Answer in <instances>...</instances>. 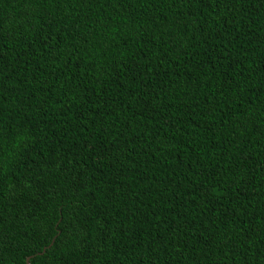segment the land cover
<instances>
[{
	"label": "trees",
	"instance_id": "1",
	"mask_svg": "<svg viewBox=\"0 0 264 264\" xmlns=\"http://www.w3.org/2000/svg\"><path fill=\"white\" fill-rule=\"evenodd\" d=\"M264 264V0H0V264Z\"/></svg>",
	"mask_w": 264,
	"mask_h": 264
},
{
	"label": "water",
	"instance_id": "2",
	"mask_svg": "<svg viewBox=\"0 0 264 264\" xmlns=\"http://www.w3.org/2000/svg\"><path fill=\"white\" fill-rule=\"evenodd\" d=\"M26 264H28V259H26Z\"/></svg>",
	"mask_w": 264,
	"mask_h": 264
}]
</instances>
